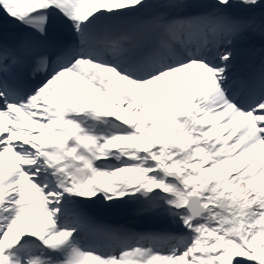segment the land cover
Here are the masks:
<instances>
[{
    "label": "snow or ice",
    "instance_id": "obj_1",
    "mask_svg": "<svg viewBox=\"0 0 264 264\" xmlns=\"http://www.w3.org/2000/svg\"><path fill=\"white\" fill-rule=\"evenodd\" d=\"M257 38L264 0H0V264H264Z\"/></svg>",
    "mask_w": 264,
    "mask_h": 264
},
{
    "label": "bare ground",
    "instance_id": "obj_2",
    "mask_svg": "<svg viewBox=\"0 0 264 264\" xmlns=\"http://www.w3.org/2000/svg\"><path fill=\"white\" fill-rule=\"evenodd\" d=\"M243 48V46H242ZM240 64H244V66L248 65V61L244 56V52L240 53V61H239V68H240ZM69 80H71L72 78H68ZM68 88H71V84L67 85ZM101 207V206H98ZM110 210V217L111 219H117V218H122V226H131V227H142V228H146V229H151L153 227H155V225L150 224L144 220H141L138 217H135L130 209L127 208H123V207H117V208H109Z\"/></svg>",
    "mask_w": 264,
    "mask_h": 264
}]
</instances>
